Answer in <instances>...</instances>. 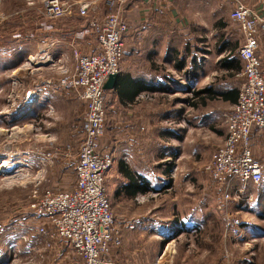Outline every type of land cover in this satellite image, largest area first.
Returning a JSON list of instances; mask_svg holds the SVG:
<instances>
[{
  "label": "rangeland",
  "instance_id": "1",
  "mask_svg": "<svg viewBox=\"0 0 264 264\" xmlns=\"http://www.w3.org/2000/svg\"><path fill=\"white\" fill-rule=\"evenodd\" d=\"M89 1L93 6L99 5L98 0ZM42 6L40 0H0V53L4 56L0 58V264H84L72 249L49 234H39L42 225L32 217L29 208L30 195L36 188L69 191L74 187L86 112L85 103L75 92L57 86L60 78L74 69L71 49L54 66L32 59L42 55L38 49L41 43L58 38L55 32L44 38L45 30L41 32L40 25L58 23L57 27L70 30L73 38L82 40L84 31L87 33L89 29L87 19L75 17L78 13L75 7L69 18L50 21L43 16ZM29 35L33 36L32 42L26 41ZM89 35L93 36L92 32ZM12 42L16 48L13 71L12 67L8 69L6 58ZM91 42L85 40L79 49L84 53L91 51ZM24 44L27 54L23 58L19 52ZM30 48L32 54L28 55ZM45 80L50 84L46 86ZM41 87L48 90L45 102L42 99L41 104L33 105L24 114L27 92ZM110 101L109 97L105 100L103 144L116 147L125 138L124 129ZM209 142L207 132L196 129L192 131L190 148L177 142L168 146L173 153L181 152L175 154L178 158L170 159L164 154L168 150L164 143L143 158L144 168L151 174L150 183L172 184L173 189L165 194L150 191L140 201L147 204L156 200L157 205H163L174 198L179 203L175 210L176 230L188 226L190 232L179 231L182 235L166 246L160 257L153 255L158 251L157 240L146 241L143 253L135 252L138 243L136 239L130 240L127 253L120 251L124 247L121 238V245L112 249L103 264H264V180L246 187L239 179L231 186L215 182L206 171L217 150H209ZM4 162L7 165L1 167ZM132 163L139 165L137 161ZM170 164L174 165L172 170ZM115 176L114 172L106 176L105 188L116 226L122 229V213H134L136 209L118 205L112 197L118 184ZM152 210L151 204L139 209L145 214Z\"/></svg>",
  "mask_w": 264,
  "mask_h": 264
},
{
  "label": "crops",
  "instance_id": "2",
  "mask_svg": "<svg viewBox=\"0 0 264 264\" xmlns=\"http://www.w3.org/2000/svg\"><path fill=\"white\" fill-rule=\"evenodd\" d=\"M239 3L252 9L264 8V0H126L123 17L130 26L124 36L120 77L115 89L105 90L106 100L111 98V108L117 113L125 138L116 147H106L103 138L100 142L101 151L114 157L113 166L106 174H116L114 179L117 178L118 184L112 197L118 205L136 209L134 213L123 212L121 224L124 226L122 229L117 227L124 240L122 252L129 253L127 242L130 240L136 239L138 249L135 252L139 253L147 248L146 241L157 240L158 251L153 255L160 257L165 247L182 235L179 231L190 232L187 231L188 226L176 230L174 219L179 203L174 198L163 205H157L156 200L147 204L140 201L150 191L165 194L173 189L172 184L159 182L153 186L150 183L151 174L144 168L143 158L152 155V151L158 150L162 143L168 148L164 154L170 159L178 158L175 154L181 152L173 153L168 146L177 142L190 148L192 131L196 129L207 132L209 150L214 152L224 144L227 126L223 115L237 103L244 84L241 75L244 63L238 53L245 37L239 23L231 18ZM98 4V14L102 16L106 12L105 3L101 0ZM75 17L80 16L76 13ZM57 25H40L41 32L45 30L44 38L53 32L58 36L56 40L50 38L49 42L41 43L38 48L40 54L61 56L74 47H83L87 39L93 40L92 50L95 49V39L89 35L90 27L87 33L84 31L82 34L84 38L79 40L77 36H71L70 30H63ZM32 39L33 36L29 35L26 41L32 42ZM14 42L6 50L8 69L12 67L11 71L15 69ZM26 48L24 44L19 52L23 58L27 54ZM30 51L31 48L28 55L32 54ZM257 54L264 72V32L260 36ZM3 57L0 53V58ZM36 91L42 94L24 109V114L33 105L41 104L48 92L46 87ZM105 112L107 116L106 108ZM134 134L138 137L133 138ZM250 142L255 157L262 160L264 129L253 128ZM133 161L139 165H133ZM130 175L138 180L137 189H132ZM144 183L149 185L145 188ZM150 204L154 209L152 212L145 214L139 211ZM37 222L48 224L46 220Z\"/></svg>",
  "mask_w": 264,
  "mask_h": 264
},
{
  "label": "built area",
  "instance_id": "3",
  "mask_svg": "<svg viewBox=\"0 0 264 264\" xmlns=\"http://www.w3.org/2000/svg\"><path fill=\"white\" fill-rule=\"evenodd\" d=\"M70 1L75 2L40 0L43 16L50 21L69 17L78 7V15L87 19L96 41L95 49L87 53L78 47L72 48L74 69L57 83L63 91L75 92L86 105L84 139L75 166L76 183L69 191L34 189L29 208L32 217L48 222L41 224L39 234H49L60 241L76 252L84 264H103L112 249L121 245L120 232L105 188V177L113 166L114 157L101 151L100 142L106 128L104 85L110 75L120 71L124 36L129 31V25L121 14L126 0H103L106 12L102 16L98 14L99 5L93 6L92 1ZM231 18L239 23L245 37L238 53L244 63L241 74L244 84L237 103L223 115L227 136L224 144L212 154L206 171L215 182L231 186L239 179L246 187L264 180V158L259 160L255 157L250 142L253 128L264 129V72L257 54L260 36L264 32V8L252 9L239 3ZM62 59L64 56L43 53L32 60L54 66ZM44 84L47 86L50 82L45 80ZM32 94L38 95V92H27L24 107L29 105Z\"/></svg>",
  "mask_w": 264,
  "mask_h": 264
},
{
  "label": "water",
  "instance_id": "4",
  "mask_svg": "<svg viewBox=\"0 0 264 264\" xmlns=\"http://www.w3.org/2000/svg\"><path fill=\"white\" fill-rule=\"evenodd\" d=\"M120 77L119 73L110 75L108 80L106 81L105 85H104V90H112L115 89V87L118 84V79Z\"/></svg>",
  "mask_w": 264,
  "mask_h": 264
},
{
  "label": "trees",
  "instance_id": "5",
  "mask_svg": "<svg viewBox=\"0 0 264 264\" xmlns=\"http://www.w3.org/2000/svg\"><path fill=\"white\" fill-rule=\"evenodd\" d=\"M172 167V166H171ZM122 171H123V168L121 169ZM126 174V173H125ZM127 175L129 176V174L127 173ZM130 181H131V183H132V189H137L138 188V180L134 177V176H132V175H130ZM149 185V183H144V186H145V188L147 187Z\"/></svg>",
  "mask_w": 264,
  "mask_h": 264
},
{
  "label": "bare ground",
  "instance_id": "6",
  "mask_svg": "<svg viewBox=\"0 0 264 264\" xmlns=\"http://www.w3.org/2000/svg\"><path fill=\"white\" fill-rule=\"evenodd\" d=\"M34 97H35V98H34ZM36 97H37L36 95H33V94H32V98H30V100L28 101V104L30 105V103H31L32 101L37 100ZM29 105L26 106V109H27V107H28ZM6 165H7V162H4V163L2 164L1 167H4V166H6Z\"/></svg>",
  "mask_w": 264,
  "mask_h": 264
}]
</instances>
